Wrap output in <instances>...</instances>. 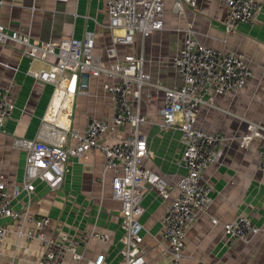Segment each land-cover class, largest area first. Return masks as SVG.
I'll list each match as a JSON object with an SVG mask.
<instances>
[{
	"label": "crops",
	"instance_id": "0c3cea01",
	"mask_svg": "<svg viewBox=\"0 0 264 264\" xmlns=\"http://www.w3.org/2000/svg\"><path fill=\"white\" fill-rule=\"evenodd\" d=\"M257 21L240 24L226 34L222 0H200L196 6H185L184 14L172 10L173 0H167L166 28L145 38L138 36L135 43L119 46L120 52L143 53L145 69L153 81L168 86L179 82L170 59L182 46L181 28L193 25L197 37L205 44L243 53L251 67L252 76L238 93L217 95L215 106L198 112V125L208 131H219L228 140L218 149L217 158L205 171L212 184V202L207 212L200 214L189 231L182 264H264V170L258 166L259 138L246 147L240 137L246 132L248 121L264 125V0ZM170 11V12H169ZM0 19L10 29L30 35L34 41L58 40L74 36L95 38V52L107 61L106 46L111 44L107 29L108 16L104 0H15L0 6ZM24 46L15 42L0 43V85L9 87L14 97L11 117L0 127V180L9 186L23 181L26 151L13 146V137L34 138L46 119L61 127L82 131L90 116L111 117L109 95L101 88L106 77H90L88 95L69 94L64 84L54 89L53 84L34 77L31 71L49 70L54 56L45 60L22 56ZM65 83V82H64ZM162 92L145 87L141 111L151 122L141 126L149 138L152 155L144 158V166L162 174L177 193L176 184L186 172L180 163L182 144L177 128L163 130L159 109ZM126 133L125 127L106 140H118ZM74 139L68 137V143ZM101 152H89L78 158L70 156L62 186L52 190L36 180L30 203L35 214H47L52 220L48 234L58 236V228L79 234L96 229L109 234L110 241L96 240L88 244L85 258H93L99 251L106 254V264H117L124 230L121 226V203L113 198V172L104 167ZM28 197L24 191L13 200L14 207L23 209ZM143 241L141 248L145 264H169L167 241L163 237L162 216L166 201L154 189L144 194ZM245 213L261 231L248 240L228 243L223 222L234 220ZM217 218L218 223H213ZM3 223L17 226L19 222L3 218ZM41 254L39 242L17 241L9 234L0 250V264H35ZM64 264H76L66 258Z\"/></svg>",
	"mask_w": 264,
	"mask_h": 264
},
{
	"label": "built area",
	"instance_id": "2783aa9c",
	"mask_svg": "<svg viewBox=\"0 0 264 264\" xmlns=\"http://www.w3.org/2000/svg\"><path fill=\"white\" fill-rule=\"evenodd\" d=\"M67 1V0H57ZM112 38L106 46L107 61L95 52V38L88 34L58 40L34 41L27 33L10 29L0 19V43L15 42L24 46L22 56L45 60L54 56L49 70L31 71L32 75L53 84L54 89L64 88L69 94L88 95L90 77H106L101 88L109 95L111 117L90 116L82 131L49 123L46 119L34 138L13 137V146L26 151L23 181L9 186L0 180V250L9 234L17 241L39 242L41 254L35 264H64L70 258L79 264L85 258L88 244L96 240L103 245L110 241L109 234L90 229L72 235L58 228V236L48 231L53 227L47 214H35L30 203L36 189V180L43 181L52 190L59 189L68 170L70 156L81 158L89 152H101L105 169L113 172V198L121 203V226L124 230L122 247L117 264H145L143 241L144 213L142 204L148 189L156 190L166 201L162 216L163 237L167 241L169 264H182L189 231L200 214L207 212L212 202L211 182L205 171L217 158L219 147L228 138L219 131H208L198 125V112L215 106L217 95L241 92L252 76L251 67L243 53L205 44L195 28L187 24L181 28L182 46L170 62L179 82L168 86L153 81L145 69L143 53L120 52L119 46L133 45L138 36L143 38L166 28L167 0H104ZM200 0H173L172 11L184 14L185 6H196ZM225 6L223 24L226 34L240 24H253L262 8L261 0H222ZM15 0H0V6ZM65 82V83H64ZM152 87L162 92L161 120L163 130L180 131L182 155L180 163L186 172L176 184L177 193L160 173L146 168L144 158L153 154L149 138L141 129L151 122L141 111L142 92ZM14 97L9 87L0 85V127L11 117ZM125 127V135L118 140H106ZM68 137L74 139L68 143ZM259 138L258 166L264 170V125L248 121L240 145L246 147ZM24 191L28 197L23 209L14 207L13 200ZM3 218L19 222L17 226L3 223ZM218 223L217 218H212ZM227 242L248 240L261 231V227L245 214L223 222ZM86 264H106V254L99 251Z\"/></svg>",
	"mask_w": 264,
	"mask_h": 264
},
{
	"label": "rangeland",
	"instance_id": "374dc122",
	"mask_svg": "<svg viewBox=\"0 0 264 264\" xmlns=\"http://www.w3.org/2000/svg\"><path fill=\"white\" fill-rule=\"evenodd\" d=\"M166 10H167V7H166ZM170 12V11H169ZM171 12H173L172 10H171Z\"/></svg>",
	"mask_w": 264,
	"mask_h": 264
},
{
	"label": "bare ground",
	"instance_id": "6f19581e",
	"mask_svg": "<svg viewBox=\"0 0 264 264\" xmlns=\"http://www.w3.org/2000/svg\"><path fill=\"white\" fill-rule=\"evenodd\" d=\"M150 36V35H149ZM111 42H112V38H111Z\"/></svg>",
	"mask_w": 264,
	"mask_h": 264
}]
</instances>
